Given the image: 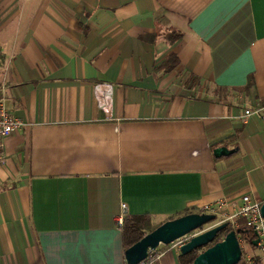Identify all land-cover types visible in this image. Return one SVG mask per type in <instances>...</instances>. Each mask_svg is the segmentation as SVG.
<instances>
[{"label":"crops","instance_id":"crops-1","mask_svg":"<svg viewBox=\"0 0 264 264\" xmlns=\"http://www.w3.org/2000/svg\"><path fill=\"white\" fill-rule=\"evenodd\" d=\"M0 100L25 123L0 163V264H126L122 213L264 201V122L241 120L264 107V0H0Z\"/></svg>","mask_w":264,"mask_h":264},{"label":"water","instance_id":"water-1","mask_svg":"<svg viewBox=\"0 0 264 264\" xmlns=\"http://www.w3.org/2000/svg\"><path fill=\"white\" fill-rule=\"evenodd\" d=\"M238 151L239 149H229L227 146H221L214 150V156L221 159ZM261 212L264 217V203ZM215 220L216 216L214 215L193 213L166 221L127 249L125 261L127 264H143L149 259L151 253L157 251L160 246H170L185 237L191 236L188 242L180 248V254L186 256L204 249L191 264H240L243 250L239 242V236L249 235L251 231L246 228L232 230L222 241L209 247L219 233L229 228L228 223L210 229L205 228ZM197 232L200 233L195 234ZM257 244L258 240L253 242L254 246Z\"/></svg>","mask_w":264,"mask_h":264},{"label":"built area","instance_id":"built-area-1","mask_svg":"<svg viewBox=\"0 0 264 264\" xmlns=\"http://www.w3.org/2000/svg\"><path fill=\"white\" fill-rule=\"evenodd\" d=\"M112 94L113 85L110 83H101L95 88V98L101 109L105 112L110 111ZM253 117L261 119L264 122V107L258 105L256 107L245 108L241 120L247 123V121ZM24 126L25 123L21 119L15 117L8 111L4 100H0V163H5L7 158V140L17 135ZM123 208H125V206H123ZM261 208V201L248 194L242 196L240 199L218 200L203 208L200 213L216 216L215 223L210 224L206 229L224 223H228L232 230L235 231L239 228L249 229L255 236L254 241L258 240V244L255 246L258 250V254L252 256L250 253L244 252L242 260L244 264H264V217L262 216ZM125 217L126 215L123 213L118 217L117 223L120 227L123 226ZM198 233L200 232L195 234ZM190 237L191 236L185 237L170 246L180 250V248L188 242ZM239 242L243 248V240L239 239ZM152 253H156V251ZM161 254L162 252L159 253L157 258Z\"/></svg>","mask_w":264,"mask_h":264},{"label":"trees","instance_id":"trees-1","mask_svg":"<svg viewBox=\"0 0 264 264\" xmlns=\"http://www.w3.org/2000/svg\"><path fill=\"white\" fill-rule=\"evenodd\" d=\"M168 61H169V63L168 64L166 63L167 64L166 67L169 69L176 66V64H177L176 57H174V56H171V58H169ZM261 203L263 205L264 201H261ZM197 213H199V212H197ZM188 214H193V213H188ZM188 214H186V215H188ZM179 217H182V216H178V217H175L173 219H176ZM173 219H170V220H173ZM162 224H155L153 222L152 217H150V215L126 216L124 224L121 228L125 249L127 250L130 247H132L133 245H135L136 243H138L147 234L151 233L152 231H154L156 228H158ZM205 228H207V227H205ZM230 231H232V228L229 226V228H227L226 230L219 233L217 238L209 245V247L220 242V241H222ZM239 239L243 240L244 244L248 248L249 247L255 248V246L253 245L255 236L252 232L249 235H246V234L240 235ZM167 248H170V246H160L159 249L156 251V253H152L149 257V260L145 261L144 264L150 260H154L155 258H157L159 253H161L164 249H167ZM203 251H204V249H201V250H198V251L191 253L189 255H186V256H183L180 254L179 255L180 264H191V263H193L195 258ZM244 252H245V250L243 249V253ZM240 264H244V261L242 260Z\"/></svg>","mask_w":264,"mask_h":264},{"label":"rangeland","instance_id":"rangeland-1","mask_svg":"<svg viewBox=\"0 0 264 264\" xmlns=\"http://www.w3.org/2000/svg\"><path fill=\"white\" fill-rule=\"evenodd\" d=\"M215 222L211 223V224H214ZM209 226V225H208ZM250 248V247H249ZM243 242V248L242 250L244 249L245 250V253H250V255L252 256H255L258 254V250L256 248H250L249 249Z\"/></svg>","mask_w":264,"mask_h":264}]
</instances>
